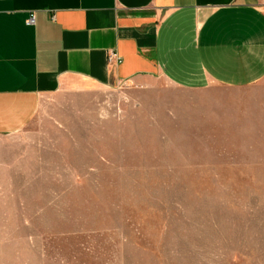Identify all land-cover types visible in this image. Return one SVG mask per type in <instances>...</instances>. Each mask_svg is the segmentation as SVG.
Listing matches in <instances>:
<instances>
[{
	"label": "rangeland",
	"instance_id": "1",
	"mask_svg": "<svg viewBox=\"0 0 264 264\" xmlns=\"http://www.w3.org/2000/svg\"><path fill=\"white\" fill-rule=\"evenodd\" d=\"M135 92L0 137V264H264V96Z\"/></svg>",
	"mask_w": 264,
	"mask_h": 264
},
{
	"label": "crops",
	"instance_id": "2",
	"mask_svg": "<svg viewBox=\"0 0 264 264\" xmlns=\"http://www.w3.org/2000/svg\"><path fill=\"white\" fill-rule=\"evenodd\" d=\"M119 86L264 96V0H0V137L43 97Z\"/></svg>",
	"mask_w": 264,
	"mask_h": 264
},
{
	"label": "built area",
	"instance_id": "3",
	"mask_svg": "<svg viewBox=\"0 0 264 264\" xmlns=\"http://www.w3.org/2000/svg\"><path fill=\"white\" fill-rule=\"evenodd\" d=\"M34 22V18L31 16V18L28 19V24H32ZM107 64L108 65H114L119 62V57L116 52L110 51L107 54Z\"/></svg>",
	"mask_w": 264,
	"mask_h": 264
}]
</instances>
